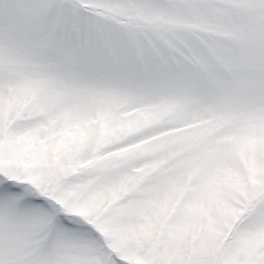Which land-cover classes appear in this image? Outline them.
<instances>
[{
  "label": "snow or ice",
  "instance_id": "6c2138e0",
  "mask_svg": "<svg viewBox=\"0 0 264 264\" xmlns=\"http://www.w3.org/2000/svg\"><path fill=\"white\" fill-rule=\"evenodd\" d=\"M0 264H264V0H0Z\"/></svg>",
  "mask_w": 264,
  "mask_h": 264
}]
</instances>
